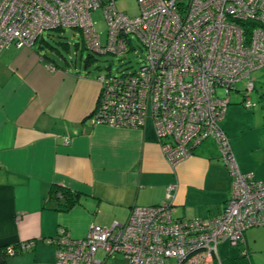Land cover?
I'll use <instances>...</instances> for the list:
<instances>
[{"label": "built area", "instance_id": "built-area-1", "mask_svg": "<svg viewBox=\"0 0 264 264\" xmlns=\"http://www.w3.org/2000/svg\"><path fill=\"white\" fill-rule=\"evenodd\" d=\"M136 1L140 12L131 18L116 8V0H0V51L32 46L57 27L79 31L86 48L102 55L135 50L136 40L145 51L142 64L97 77V103L88 121L141 128L151 118L172 167L214 139L231 177L230 196L215 216L179 219L168 201L175 188L170 186L166 201L132 206L124 223L92 224L81 238L58 227L45 239L56 247L54 264H114V256L124 264H215L219 243L245 246L246 230L264 225V180L240 171L220 126L239 82L246 90L241 103L255 105L248 92L253 72L264 67V0ZM99 8L107 23L104 38L92 21ZM31 246H9L6 252Z\"/></svg>", "mask_w": 264, "mask_h": 264}, {"label": "crops", "instance_id": "crops-1", "mask_svg": "<svg viewBox=\"0 0 264 264\" xmlns=\"http://www.w3.org/2000/svg\"><path fill=\"white\" fill-rule=\"evenodd\" d=\"M98 93L88 72L44 60L34 44L0 51V248L32 243L8 264H54L56 247L45 239L58 227L81 238L92 224L124 223L132 206L166 201L170 186L175 218L223 211L231 177L214 139L172 167L151 121L141 128L92 125L87 117ZM230 112L226 108L220 126L240 171L264 178L238 155L239 130L229 136ZM256 146L264 151L261 141ZM53 184L80 193L79 202L56 209L47 199ZM244 250L233 257L218 253L215 264H254L246 235Z\"/></svg>", "mask_w": 264, "mask_h": 264}, {"label": "rangeland", "instance_id": "rangeland-1", "mask_svg": "<svg viewBox=\"0 0 264 264\" xmlns=\"http://www.w3.org/2000/svg\"><path fill=\"white\" fill-rule=\"evenodd\" d=\"M116 8L127 16L134 18L139 15L140 8L136 0H116ZM92 21L95 29L99 32L101 38H104L107 29V23L103 11L99 8L92 11ZM45 41L53 47L45 45L42 53L47 55L53 62L62 67H66L81 72H88V75L95 79L99 84L97 77L105 75L108 71L112 74L129 72L139 68L145 58V51L140 48L136 40L135 50H131L122 55L96 54L84 48L81 43L79 31L66 27L60 31L48 30L42 33ZM62 43H67L66 48ZM38 43L34 44L36 48ZM138 46V47H137ZM91 55V62L87 68H84V59ZM251 79L254 88L248 92V97L255 105L246 108L241 103L242 94L246 93L245 83L239 82L236 90L230 91V103L227 108L231 112L228 120L230 130L229 136L233 137V132L239 130L236 143L238 155L248 164L256 166L259 169L260 177H264V151L256 149V145L261 141L264 144V67L253 72ZM223 95V92L220 91ZM148 123L152 120L148 119ZM222 123V122H221ZM243 123L245 129H243ZM233 143V140H232ZM235 145V143H234ZM258 180H264L261 178ZM246 240L249 245V254L254 264H264V225L254 226L246 230ZM244 245H235L229 241L221 242L218 245L220 258L233 257L243 253ZM114 264H124L125 260L120 256L111 258Z\"/></svg>", "mask_w": 264, "mask_h": 264}, {"label": "trees", "instance_id": "trees-1", "mask_svg": "<svg viewBox=\"0 0 264 264\" xmlns=\"http://www.w3.org/2000/svg\"><path fill=\"white\" fill-rule=\"evenodd\" d=\"M62 29H65L63 27H57V28H54V29H51V30H56V31H60ZM38 43V46L36 47L37 51L40 52L41 54V57L46 60V61H49L51 62L52 60L47 56L45 55L44 53H42V49L45 45H47L48 47L52 48V46H50L46 41L45 39L43 38L42 36V33L36 38V41L35 43ZM34 43V44H35ZM81 43H82V46L84 48H86V46L83 44L82 40H81ZM66 48L68 47L67 43H62ZM87 49V48H86ZM91 55H88L85 59H84V68H87L88 65L90 64L91 62ZM53 62V61H52ZM55 63V62H54ZM96 103L97 101L95 102V106L93 108V110L95 109L96 107ZM92 110V112H93ZM92 112L88 115V117H90V115L92 114ZM87 117V118H88ZM47 199H52L56 202V209L58 210H69L71 209L73 206H75L78 202H79V199H80V193L78 192H73V191H70L68 188L66 187H63V186H60V185H57V184H53L49 190V194L47 196ZM18 245H14L13 247H17ZM6 248L7 246H3L0 248V264H8L7 263V260L8 258L11 256L9 254H7L6 252ZM246 249V247H245ZM245 251V250H244ZM19 251L15 252V254H17ZM246 252V251H245ZM246 254V253H245Z\"/></svg>", "mask_w": 264, "mask_h": 264}]
</instances>
